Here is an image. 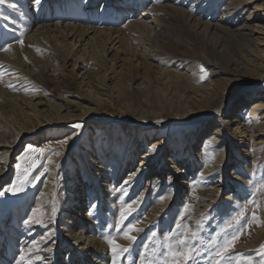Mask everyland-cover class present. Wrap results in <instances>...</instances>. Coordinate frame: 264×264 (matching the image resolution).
I'll list each match as a JSON object with an SVG mask.
<instances>
[{"label": "rangeland", "instance_id": "1", "mask_svg": "<svg viewBox=\"0 0 264 264\" xmlns=\"http://www.w3.org/2000/svg\"><path fill=\"white\" fill-rule=\"evenodd\" d=\"M22 2L24 1L0 0V54H6L17 46L20 48L22 57L20 63H11L0 57V85L9 94L18 93L24 97L36 98L35 101L41 98L43 101L47 99L64 105H66V101L75 102L73 106L64 111V113H68L77 108L84 109L86 105H89L88 101L84 99L87 98L84 94V90H86L84 83L89 82L92 86L94 85L92 88L94 91L97 89L95 85L100 81L105 85L99 87L98 90L111 95V99L114 98L115 107H119L120 110L142 112L146 108L148 109L151 105L147 103V92H153L151 97L162 96L175 109L174 111L180 109L183 112L191 106L189 95L192 90L185 84L181 76L177 77L178 74L184 72V69H180L179 66L180 59L186 60V64L194 66L196 75L199 76V85H205L213 80L210 75L213 68L220 70L219 75L229 76L228 55L219 49L212 50L207 45L208 38L188 26L176 28L170 33L172 37L180 38V42L183 44L180 47L181 51L185 50L184 54L181 52L182 58L176 57L175 54L166 55L159 52L155 55V59L159 61H145L140 57L127 55L128 58L130 57L128 59L126 53H133L132 50L137 54L141 52V48L133 40V44L130 41L132 44L130 47L133 49L125 51L124 54L120 53V60L121 58L123 60L117 61V63L113 59L112 53L95 55L93 58L89 54L79 56L76 51L81 47L75 48L74 44L70 48L69 46L66 49L61 48L57 45V39L27 42L26 38L31 30H28L26 25V6L23 7ZM103 2L104 0L99 1L96 14L88 12L87 7L86 10L77 8L75 14L65 13L63 18L60 16L62 8L58 7L56 13L52 17L49 14L50 19L48 18L46 21L53 23L61 17L60 20L65 23H81L87 27H100L101 29L103 27L118 29L140 15L138 11H134L137 9L136 5L129 8L127 14H124V8L122 9L121 6L111 9V7H102ZM259 2L263 3L264 0ZM28 6H31L30 3L27 8ZM142 10L143 7L140 12ZM215 11L217 15L221 14V9L218 8ZM97 15H99L98 18ZM34 28L36 25L32 27V29ZM221 40V44H226L225 48L228 47L230 51H236L234 38H221ZM215 59L218 60L215 61ZM95 60L98 61L95 63ZM103 73L106 74L105 77H102ZM12 75V81L6 79ZM14 75L18 77H14ZM205 76L207 78H204ZM107 77L114 79L108 80ZM9 81L11 82L9 83ZM116 81L119 82L117 86L115 85ZM255 88L258 89L259 94L263 95L264 81L252 84L247 90L251 92ZM135 89H138L139 95L134 93ZM234 103H226L225 110L229 108L226 111L227 116L229 114L228 117L222 116L223 111H219L212 119H206L207 121L199 119L192 124L173 121L171 124L162 125L160 134L158 130H153L150 135L144 132L143 136L146 134L145 146L142 148L143 140H139L136 148H139L140 151L136 152L138 154L135 155L134 163L121 175L117 171L119 159L124 156L125 146L128 147L131 144V137L138 134L139 128L135 134L129 136L125 128L128 126L127 123L116 122L115 125H101L100 119L109 116L108 112L90 110L88 113L86 112L87 121L74 120L61 125L54 124L47 127L41 134H32L25 139L16 137L9 143L13 147L0 149V155L2 150L5 152L4 149L9 151L8 154L4 153L6 155L4 158L0 159V253L9 257V264H46V256L43 251L46 245L55 244L60 250L59 264H87L86 258L83 257V254L87 253H83L81 246L75 244L69 235L72 233L71 230L75 231L70 223H66L67 218L73 216L65 212L71 205L59 204L58 208L61 209L59 212L56 202L45 201L44 203L40 198V194L49 187V184L46 183L48 172L45 171V168L54 166V163H50L49 160L53 161L56 152H60V156L65 155L67 142L62 140L67 134H78L77 143L72 150L67 152L62 161L64 166L54 176V181H57L59 175V177L62 176V181L66 173H75L76 177L86 179L85 183L91 189H88L89 201L86 202L87 205L83 212L86 211L89 221L94 223L91 225L95 237H99L98 239L104 240L110 245L109 253L113 257L112 264H163L167 252V243L164 242L165 235L171 237L170 243L173 247L183 249L187 246L192 249L193 259L187 264H217L218 260L220 264H232L237 257L249 258L254 261V264H264V247H262L264 238L257 245L247 246L251 235L261 228L264 221V154L261 155L262 159L254 162L255 152L250 150L251 146H240L239 141H233L228 147L227 158L221 173L224 178H227V182L220 188L219 194L213 201L208 202L209 194H204L210 193L212 187L219 188L217 180L220 174L215 173V178L210 179L206 173L205 159L200 157L199 153L205 154L207 158L211 159L216 157L217 149L210 146H208L210 148H205L202 135L197 137V133L201 134L209 128L211 131H215L219 127L221 137H224L228 133L227 128L234 123V118H237L236 115L239 113L237 105L234 106ZM6 108L8 113H12L10 107ZM242 115L246 116L244 112ZM130 118V115L125 116V119ZM145 122L148 123V121ZM76 125L80 126L76 127ZM110 130H112L113 139L107 134ZM121 136H123V142L119 143ZM174 136L179 139H173ZM196 138L197 140H195ZM0 139L3 140V137ZM52 140L58 142L56 146L49 143ZM155 140H165L160 145L165 148L164 155L161 156L164 160L162 161L163 166L157 165L159 168L155 171L141 174L140 178L129 179V171L139 166L140 158L142 160L144 153L149 151L153 143L156 142ZM189 141L193 153L189 154L190 157L187 154L184 159L185 156L180 155V147H185ZM257 142L261 145V152L264 153V138ZM167 144L171 146L168 147ZM177 144L180 147L175 151ZM239 147L245 150L240 151ZM38 149H44V153L33 151ZM96 156L100 157V160ZM235 156L245 159V161L239 160L236 164L239 167L238 172L243 178L239 184L228 181L233 169L229 163L233 158L235 159ZM89 157L92 160L90 163H88ZM168 158H172L178 167L187 164L186 160L189 158L188 161L191 164L188 163V166L191 168L188 172L190 174H186V176H190L191 181L185 188H181L182 186L176 179L175 194L177 196H175L177 200L153 218L149 214L152 206L166 203L170 193L168 180L169 176H174L175 168L170 167L172 163L168 162ZM6 159L8 160L7 165L4 162ZM110 159H112L111 162ZM32 160L38 162L37 167L30 172L23 190L11 191V187L17 183V177L22 175V170L17 165L27 167ZM99 161L111 163L108 172L110 176L109 191L105 194L101 189L102 178L93 174L97 170L96 165ZM161 171L163 183L160 187L161 179L159 178L156 183H153V178L156 173H161ZM150 180L152 181L151 186ZM235 183L238 188L236 191H232ZM148 184L149 189H147ZM229 194L235 198L226 199ZM39 201H41V205H45L36 208ZM203 204L209 205L205 207ZM129 205H131V209H129ZM203 208H205L204 212L199 215L198 212ZM242 210L245 214L241 218L240 224H236L234 217ZM122 212L124 213L123 219L121 218ZM36 220L40 222L37 223ZM132 225H135L140 231L129 232ZM177 225L180 227L178 228ZM238 229H242L239 240L231 251L225 254V259L220 260L217 256L218 248L227 238L236 234ZM57 232H61V237L58 240L55 239ZM125 233L135 236L136 239L131 241L125 238ZM192 233H196V235L193 236ZM110 240H114L116 245H119L120 248H127L128 251H120L118 248L119 258H117L112 251L113 244L109 243ZM181 240L186 241V245L180 244ZM145 245L148 246L147 250H145ZM167 258L169 261L172 259L171 257Z\"/></svg>", "mask_w": 264, "mask_h": 264}, {"label": "bare ground", "instance_id": "2", "mask_svg": "<svg viewBox=\"0 0 264 264\" xmlns=\"http://www.w3.org/2000/svg\"><path fill=\"white\" fill-rule=\"evenodd\" d=\"M23 1V7L26 6V25L28 30H31L26 38L27 42L39 41L40 39H57V45L61 48L66 49L68 46L70 48L74 44L75 48L81 47L76 51V53H79V56L89 54L91 58H93L95 55L101 56L112 53L113 59L117 63V61L123 60V58L120 60V53L124 54L125 51L128 52L133 49L130 47V41L133 40L141 48L140 55L132 50L133 53H126V57L128 55L140 57L145 61H159L158 59H155V55L159 52L166 55L175 54L176 57L182 58L181 52L183 53L185 50H183L182 47L181 51L180 47L183 44H181L180 38H174L170 33L176 30V28L188 26L192 30L207 37L209 40L207 45L212 50L219 49V51L228 55L227 65H229L228 70H230V72L228 73L229 76L225 77L219 75L220 70L213 68L211 69L210 74L213 80L205 85H199V76L196 75L197 73L194 70V66L186 64V60L180 59L181 62L179 63V66L180 69H184V72L180 75L178 74L177 77L181 76L185 84L192 90L189 95L191 106L187 111L183 112L180 111V109L174 111L175 109L172 108L162 96L156 95L151 97L153 92H147V103L152 107L150 106L142 112L136 110H120L119 107H115L114 98L112 97L111 99V95L98 90L99 87L105 85L104 82L100 81H98L99 85H95L97 89L94 91L92 90L94 85L92 86L89 82H85L84 86H86V90H84V94L87 98L84 99L88 101L89 105H86L84 109L77 108L73 110V112L68 113H64V111L70 106H73L75 102L66 101V105H64L48 101L47 99L43 101L41 98L38 101H35L37 100L36 98H29L28 96L24 97L22 94H9L5 91L6 89L0 85V137H3V140L0 139V149L3 147H13V145L11 146L9 143H11L16 137L25 139L32 134H41L47 129V127L54 124L61 125L62 123L72 122L74 120L87 121V113L90 110L108 112L109 116L100 119L99 123L101 125H115L116 122L121 124L127 123L128 126L125 128L126 133L129 134V136L133 133L135 134L137 128H139L138 134L136 133V135L133 136L134 138L131 137V144L128 147L125 146L124 156L119 159L117 171L119 175H121L124 170L129 169L134 163L135 155L138 154L136 152L140 151L139 148H136L137 144H139V140H143L142 148L145 146L146 134L150 135L153 130H158V133L160 134V132H162V125L167 123L171 124L173 121L184 122V124H192L195 120L199 119L207 121L206 119H212L215 113L219 111H223L222 116L228 117L229 114L227 116L226 111H228L229 108L225 110L226 103L231 102L233 104L235 102L234 106L237 105L239 113L236 115L237 118H234V123L227 128L228 133L225 134L224 137H221V129H218L219 127L215 131H211L209 128L201 134L197 133V137L202 135L205 148L213 147L217 149L216 157H212L211 159L207 158L205 154L201 155V153H199V156L204 157L205 159V167L207 168L205 171L210 176L209 178H215V173L220 174L219 179L217 180V182H219L217 184L219 188L212 187L210 193H204L206 195L209 194L207 197L208 202L213 201L214 198L217 197L220 188L227 182V178H224V175L221 173L225 159L227 158L228 147L233 141H239L240 146H251L252 148L250 147V150L252 149L255 152L253 156L254 162L262 159L263 156L261 155L264 153L261 152V145L257 141L264 138V94H259L260 92L257 91L258 89L256 88L251 92L247 89L254 83L257 84L262 80L264 81V2L260 3V0H104L102 7H111V9H113L121 6L122 9L124 8V11L121 10L124 14H127L129 8H133V6L136 5L138 10L134 9V11H138L140 15L138 18H132L133 20H129L124 26L118 29L110 27H103L101 29L100 27H87V25L81 23H65L60 20L61 17H65L63 16L65 13L75 14L77 8L86 10L87 7L88 12L95 13L100 0ZM28 2L31 6H28L27 8V5L29 4ZM58 7L62 8H60V12H62L60 14L61 17H59L60 19L53 20V23H48L46 20H48L49 14H51L50 17H52L53 14L56 13ZM141 7H143V10L140 12ZM218 8L221 9V14L219 15H217V12L215 11V9ZM119 15L121 14L119 13ZM98 16L99 15H97V18ZM34 25H36V28L32 29ZM221 38H234L236 51L231 50V52L228 47L225 48L226 44H221ZM19 49L20 48L15 46L10 52L0 54V57L11 63H20L22 57ZM216 60L218 59H215V61ZM97 61L98 60H95V63ZM82 64H84V62ZM105 75L106 74L103 73L102 77H105ZM16 76L17 75H14V77ZM12 78L13 75L6 79L12 81ZM107 79L112 80L114 78L107 77ZM11 81H9V83ZM4 85L6 84L4 83ZM115 85H119V82L116 81ZM137 92L138 89H135L134 93L138 94ZM93 105L94 107H91ZM6 107H10L12 113H8ZM242 112H244L246 116H243ZM127 115H130L131 118L125 119V116ZM163 119L166 120L162 122L161 120ZM145 121H148V123ZM111 132L112 130L108 131L107 134L113 139L114 136L111 135ZM144 132H146L145 136H143ZM174 137L175 138L173 139H179L177 136ZM77 140L78 134H67L64 137V140H62L67 142L64 151L65 155L60 156V152L59 155L54 154L53 161L51 162L54 163V166L47 169L48 180L47 182L45 181L49 184V187L45 189L44 193L40 194V198L44 203L45 201L56 202V208L59 212L61 211V209L58 208L59 204L71 205V207L67 208L65 212L68 213V215L71 216L72 214L73 216L68 217L66 223H70V226L73 227L75 231L70 229L72 233H69V235L75 241V244L79 247L81 246L83 253H87L83 254V257L86 258L85 261L87 264H112L113 257L112 254L109 253V250H111L110 245L106 241L98 239L99 237H95L93 232L94 229H92L91 225L94 223L89 221L86 211L83 212V209L87 205L86 202L89 201L88 189H91L88 184L85 183L86 179L83 180L84 178L82 177H76L75 173H66L64 175L65 178L62 181V176L59 177L60 175L58 176L57 181H54V176L57 172L61 171L64 166V163L62 162L63 159L67 152L73 149ZM119 140V143L123 142V136H121ZM195 140H197V138ZM155 141L156 142L153 143L149 151L146 152V154L144 153L143 157L140 156L142 157V160L140 158L139 166L129 171V179H133L134 177L140 178L141 174L149 173V171L153 172L155 169L163 166L162 161L164 160H162L161 156L164 155L163 152L165 148L160 145L165 142V140ZM49 143L56 146L58 142L52 140ZM167 146L169 147L171 145L167 144ZM176 146L175 151L180 147L178 144ZM191 147L190 141L185 147H180V155L185 156L184 159L187 156L190 157L189 154L191 155V153H193V149H190ZM195 148L197 149V147ZM198 149L200 150V148ZM238 149L240 151L245 150L241 147ZM4 151L5 152H3V150L1 151L0 159L6 156L4 153L8 154L9 152L6 151V149H4ZM96 158L100 160V157L96 156ZM188 159L189 158L186 160L187 164H184V166L181 167L176 166L172 161V158L167 159L168 162L172 163L170 167L175 168L173 171L174 176H169L168 180V185H170L168 189L170 191L168 200L166 203L160 204L158 202L159 205L152 206V210L149 213L150 217L154 218L158 216L161 211L169 208V206L177 200V195L175 194V191L177 190V185H175L176 179L182 186L181 188H185L186 185L190 183L189 181H191V177L186 176V174H190L188 172H190L191 168V166H188V163L189 165L191 164ZM239 160L245 161V159L243 160V157L239 158L235 156V159L233 158L229 163V166L233 169L228 177V181L238 182V184L239 181L243 180L240 172H238L239 167L236 165ZM90 161L92 162L89 157L88 163H90ZM111 161L112 159H110V162ZM4 162L7 165L8 160L6 159ZM110 164L109 162L99 161L98 165H96L97 170L93 172L94 176L102 178L101 189L104 194L109 191L110 176L108 172ZM162 176L163 174L161 171V173L155 174L153 178L154 180L152 178L150 179L153 180V183H156L159 178L162 181ZM151 180L150 183L148 182L150 186L152 185ZM162 183L163 181L160 183V187ZM149 184L147 189L150 188ZM172 184L173 186H171ZM237 188L238 186L235 183L232 191H236ZM230 197L235 198L229 194L226 199H230ZM43 205L45 204L41 205V201H39L35 207L39 208ZM203 205L206 207L209 204ZM204 210L205 208H203L202 211L200 210L198 214L200 215ZM60 237L61 232H57L55 239L58 240ZM263 238L264 221L261 228L251 235L250 239L247 241V246L257 245ZM59 251L58 246L55 244L46 245L43 251L46 256V264H59ZM8 258L9 257L3 256L0 253V264H9Z\"/></svg>", "mask_w": 264, "mask_h": 264}, {"label": "snow or ice", "instance_id": "3", "mask_svg": "<svg viewBox=\"0 0 264 264\" xmlns=\"http://www.w3.org/2000/svg\"><path fill=\"white\" fill-rule=\"evenodd\" d=\"M13 7H15V5H13ZM22 43V42H21ZM204 78H207L206 76ZM80 125H76V127H79ZM29 148L31 149V146H29ZM33 151H39L41 154L44 153V149H38V150H33ZM56 155H59V152L55 153ZM49 162L51 163V161L49 160ZM37 161L36 160H32L31 163L28 164L27 167H25L24 165H17L18 168H20L22 170V175L17 177V183L14 184L11 187V191H22L23 187H24V183L27 182L28 176L30 174V172L32 171V169H34L35 167H37ZM45 171H47V168H45ZM41 175H43V173H41ZM129 209H131V205H129ZM244 211L242 210L240 213L237 214L236 217H234V221L236 224H240L241 218L244 216ZM121 218H124V213H121ZM35 222L39 223V220H36ZM230 227L232 226L231 224L229 225ZM177 227L179 228L180 225H177ZM140 231V229H137L135 227V225H132L129 229V232L131 231ZM242 232V229H238L237 233L232 235L231 237L227 238L224 243L218 248L217 251V256L220 258V260H224L225 259V254L230 252L231 249L235 246V243L239 240L240 238V234ZM193 236L196 235V233H192ZM125 238L134 241L136 239L135 236H131L129 235V233H125ZM170 239L171 237L169 235H165L164 236V242L167 243V252H166V256L163 260V264H187L188 261L193 259V253H192V249L185 246L183 249L177 248V247H173V245L170 243ZM110 244H113V248L112 251L114 253V255L117 256V258H119V252L117 251L118 248H120L119 245L115 244L114 240H110L109 241ZM182 245H186V241L181 240L179 242ZM147 245H145V250H147ZM264 247V246H262ZM120 251H128L127 248H120ZM167 257H171L172 259L169 261ZM229 260L231 261V258H229ZM217 264H220V261H217ZM232 264H254V261L249 259V258H243V257H237L236 260L234 262H232Z\"/></svg>", "mask_w": 264, "mask_h": 264}]
</instances>
